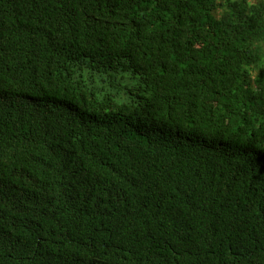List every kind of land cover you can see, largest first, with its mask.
Returning <instances> with one entry per match:
<instances>
[{
    "label": "trees",
    "instance_id": "16d2710c",
    "mask_svg": "<svg viewBox=\"0 0 264 264\" xmlns=\"http://www.w3.org/2000/svg\"><path fill=\"white\" fill-rule=\"evenodd\" d=\"M0 264H264V0H0Z\"/></svg>",
    "mask_w": 264,
    "mask_h": 264
},
{
    "label": "clouds",
    "instance_id": "9594fccd",
    "mask_svg": "<svg viewBox=\"0 0 264 264\" xmlns=\"http://www.w3.org/2000/svg\"><path fill=\"white\" fill-rule=\"evenodd\" d=\"M158 99H159V101H160V103H161V102H162V99H161L160 97H158ZM160 103H159V104H160ZM160 135H169L171 138H174V137L177 136L175 132H173V131H171V130H168V129H166V128H163V127H162V129H161ZM214 138L216 139V141H222V142H224V141L227 140V139L225 138L224 135H216V134H215V135H214ZM191 146H192L191 151H197V152H198V146H199L198 138L195 139L194 142H191ZM184 149H187V147L185 146Z\"/></svg>",
    "mask_w": 264,
    "mask_h": 264
}]
</instances>
